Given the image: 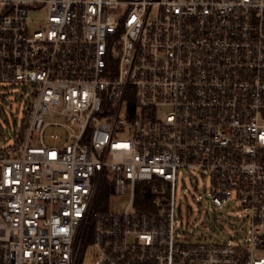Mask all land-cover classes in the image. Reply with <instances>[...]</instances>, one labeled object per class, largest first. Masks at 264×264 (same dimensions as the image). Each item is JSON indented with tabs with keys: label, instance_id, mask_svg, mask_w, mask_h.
<instances>
[{
	"label": "built area",
	"instance_id": "1",
	"mask_svg": "<svg viewBox=\"0 0 264 264\" xmlns=\"http://www.w3.org/2000/svg\"><path fill=\"white\" fill-rule=\"evenodd\" d=\"M5 87L28 98L0 148V264H264V0H0ZM191 171L238 204V240L182 235Z\"/></svg>",
	"mask_w": 264,
	"mask_h": 264
},
{
	"label": "rangeland",
	"instance_id": "2",
	"mask_svg": "<svg viewBox=\"0 0 264 264\" xmlns=\"http://www.w3.org/2000/svg\"><path fill=\"white\" fill-rule=\"evenodd\" d=\"M44 17L36 15V19ZM12 88H0V148L12 144L11 135L19 131L26 108L27 95L20 97ZM62 121V118H58ZM211 192L209 178H203L198 171L180 173L177 183L176 209L181 212L178 228L189 241L200 244L236 241L242 236L239 224L234 220L240 212L233 202L227 210H219L207 198ZM260 255L264 251L259 252ZM87 254L84 264H90Z\"/></svg>",
	"mask_w": 264,
	"mask_h": 264
},
{
	"label": "trees",
	"instance_id": "3",
	"mask_svg": "<svg viewBox=\"0 0 264 264\" xmlns=\"http://www.w3.org/2000/svg\"><path fill=\"white\" fill-rule=\"evenodd\" d=\"M165 184L158 180L154 179L150 182L141 183L137 187V196H136V206L142 210H152L154 206V201L158 198V194L155 193V190L161 188ZM111 196L108 184L106 181H103L99 187L95 203V211H105L109 208ZM92 241V229L88 230L87 237L84 241V247L86 248Z\"/></svg>",
	"mask_w": 264,
	"mask_h": 264
}]
</instances>
